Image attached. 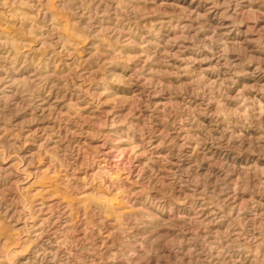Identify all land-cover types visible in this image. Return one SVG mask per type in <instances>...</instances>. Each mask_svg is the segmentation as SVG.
<instances>
[{
  "label": "rangeland",
  "instance_id": "1",
  "mask_svg": "<svg viewBox=\"0 0 264 264\" xmlns=\"http://www.w3.org/2000/svg\"><path fill=\"white\" fill-rule=\"evenodd\" d=\"M0 264H264V0H0Z\"/></svg>",
  "mask_w": 264,
  "mask_h": 264
}]
</instances>
